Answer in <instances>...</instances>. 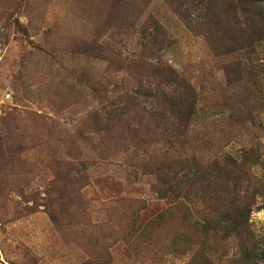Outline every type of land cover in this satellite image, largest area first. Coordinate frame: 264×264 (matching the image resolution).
Returning a JSON list of instances; mask_svg holds the SVG:
<instances>
[{"label": "rangeland", "instance_id": "obj_1", "mask_svg": "<svg viewBox=\"0 0 264 264\" xmlns=\"http://www.w3.org/2000/svg\"><path fill=\"white\" fill-rule=\"evenodd\" d=\"M239 1L0 0V264L264 254V25ZM235 202L247 239L209 235Z\"/></svg>", "mask_w": 264, "mask_h": 264}, {"label": "trees", "instance_id": "obj_2", "mask_svg": "<svg viewBox=\"0 0 264 264\" xmlns=\"http://www.w3.org/2000/svg\"><path fill=\"white\" fill-rule=\"evenodd\" d=\"M239 3L242 7L247 9L248 7L250 8L249 11L251 12L249 13L250 16L248 21L252 29L257 23H262L264 25V23L261 22L264 20V0H240ZM237 65L239 66V64ZM262 66L264 67V64ZM261 70H264V68ZM193 94H195V92L189 93L190 98H193ZM182 101H184V99L181 94L178 96H172L171 94L169 95L166 103L167 105L172 106V111L181 112L182 110L180 111V104ZM190 106H192V111L196 109V104H190ZM236 193L242 194L240 189H236ZM233 204L235 208H229L227 206V210L220 207L216 216L210 213L205 225V230L209 235H213V237L219 236L223 240H228L230 238L236 239L237 237L241 240L243 238H245V240L247 239V224L252 210L247 206L244 207V205L243 207L239 206V203L237 204L236 202ZM253 252L254 249L246 247L245 250L239 254L235 262L237 264H254V262L261 260L262 257H264V254H261L259 258ZM205 263L210 264L209 261H206ZM255 264H257V262Z\"/></svg>", "mask_w": 264, "mask_h": 264}]
</instances>
